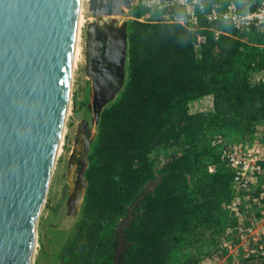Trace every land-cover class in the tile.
<instances>
[{
    "label": "trees",
    "instance_id": "trees-1",
    "mask_svg": "<svg viewBox=\"0 0 264 264\" xmlns=\"http://www.w3.org/2000/svg\"><path fill=\"white\" fill-rule=\"evenodd\" d=\"M239 6L242 0H236ZM225 31L228 28L223 27ZM201 57L192 34L168 22L130 26L129 80L119 99L101 114L99 136L84 173L86 212L98 226L128 217L123 234L127 264H184L187 244L219 234L228 224L222 205L229 200L231 172L219 166L204 140L209 130L246 138L264 122V83L252 86L249 73L264 68V51L226 35L216 41L204 32ZM213 96L214 112L191 114L189 104ZM175 146L179 154L162 166L157 149ZM116 250L117 241L113 242Z\"/></svg>",
    "mask_w": 264,
    "mask_h": 264
},
{
    "label": "rangeland",
    "instance_id": "rangeland-1",
    "mask_svg": "<svg viewBox=\"0 0 264 264\" xmlns=\"http://www.w3.org/2000/svg\"><path fill=\"white\" fill-rule=\"evenodd\" d=\"M160 1L162 5L172 3L174 8L187 2ZM80 14V49L72 70L69 109L65 117L61 150L55 160L46 200L37 221L33 261L34 264H127V261L121 260L127 252L123 231L131 225L134 209L143 196L133 206L127 218L115 224L98 226L86 212L87 183L84 173L89 167V155L96 147L101 114L119 99L129 80L131 24L135 21H168L169 11L149 3V0H124L120 8L114 6V0H81ZM92 29L95 33L93 57L90 47ZM109 33L112 35L113 46L108 49ZM248 42L260 44L261 40L256 36L249 38ZM198 57H201V53ZM90 63L95 68L98 63L102 64L99 67L103 72L100 77L102 80L99 79L98 82L99 89L95 88L96 85L94 87L90 76ZM95 72L98 77L96 69ZM203 105L207 106L208 102H203ZM192 106L202 109L201 104L192 103ZM203 111L210 112L205 109ZM262 131L264 122L258 124L253 133ZM208 133L210 136L221 133L233 143L245 140L242 134L234 132L212 129ZM170 150V147L155 150L152 158L155 161L157 179L145 186L144 194L154 191L160 180L159 171L168 160ZM212 159L211 155L205 158V162L209 163ZM228 226L229 224H225L219 234L202 239L196 235L194 243L186 246L184 264H212L211 256L220 244L221 233ZM114 241L118 242L116 250L112 245Z\"/></svg>",
    "mask_w": 264,
    "mask_h": 264
},
{
    "label": "water",
    "instance_id": "water-1",
    "mask_svg": "<svg viewBox=\"0 0 264 264\" xmlns=\"http://www.w3.org/2000/svg\"><path fill=\"white\" fill-rule=\"evenodd\" d=\"M80 3L0 0V264H34L71 96Z\"/></svg>",
    "mask_w": 264,
    "mask_h": 264
},
{
    "label": "built area",
    "instance_id": "built-area-1",
    "mask_svg": "<svg viewBox=\"0 0 264 264\" xmlns=\"http://www.w3.org/2000/svg\"><path fill=\"white\" fill-rule=\"evenodd\" d=\"M149 3L169 11L166 22L181 25L192 34L197 55L206 43L207 31L216 41L226 35L264 51V0H242L241 6L236 0H187L177 8L172 3L162 5L160 0ZM256 36L260 44L248 42ZM249 82L252 86L263 84L264 68L250 71ZM198 109L189 104L191 114L204 112ZM210 112H214V106ZM204 143L218 160L208 165V173L214 174L224 166L232 175L230 197L222 205L229 226L220 235L212 264H264V131L236 143L217 133ZM170 149L163 165L179 154L175 146Z\"/></svg>",
    "mask_w": 264,
    "mask_h": 264
},
{
    "label": "bare ground",
    "instance_id": "bare-ground-1",
    "mask_svg": "<svg viewBox=\"0 0 264 264\" xmlns=\"http://www.w3.org/2000/svg\"><path fill=\"white\" fill-rule=\"evenodd\" d=\"M124 4V0H114V6L116 7H121L122 5ZM115 11V10H114ZM82 20V17H81V14L79 15V18H78V27H77V33H76V39H75V47H74V53H73V67L75 66V63L77 61V58L79 56V45H78V38H79V26H80V22ZM94 30L92 29V34L90 36V47H91V57H93L95 54H94V42H95V38H94ZM112 36V35H111ZM110 36V33H109V40H108V49L111 48L113 45H112V38ZM120 40V39H119ZM116 41V40H115ZM112 51V50H111ZM107 57L105 59V61H107ZM92 61V60H91ZM103 64V62H102ZM102 64L98 63L96 68L94 67L93 64L90 63V67H89V73H90V76L93 78V81H94V87L96 85V89L98 88V82H99V79H101L100 77L103 76L102 75V71H101V68H99ZM73 69V68H72ZM95 69L97 70V74H98V77H96V72H95ZM108 70V69H107ZM98 78V81L96 82V79ZM102 80V79H101ZM97 83V84H96ZM103 88V87H102ZM99 89V88H98ZM117 89V88H116ZM110 95V94H109ZM69 109V108H68ZM68 111V110H67ZM62 137H63V133H62ZM62 137H61V140H62ZM61 141H60V144H59V147H58V150H57V154H56V158L61 150ZM35 248H36V236H35V245H34V253L33 255H35ZM34 258V257H33Z\"/></svg>",
    "mask_w": 264,
    "mask_h": 264
},
{
    "label": "crops",
    "instance_id": "crops-1",
    "mask_svg": "<svg viewBox=\"0 0 264 264\" xmlns=\"http://www.w3.org/2000/svg\"><path fill=\"white\" fill-rule=\"evenodd\" d=\"M203 102H206V103L208 102V105L207 106L203 105ZM192 103L199 104V105L201 104V106H202L201 111L204 109L210 111L211 108L214 106V99H213V96L209 95V96H205V97L196 99V100L192 101L191 104Z\"/></svg>",
    "mask_w": 264,
    "mask_h": 264
}]
</instances>
